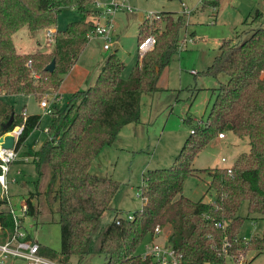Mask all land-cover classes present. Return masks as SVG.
I'll return each mask as SVG.
<instances>
[{
	"label": "trees",
	"instance_id": "trees-1",
	"mask_svg": "<svg viewBox=\"0 0 264 264\" xmlns=\"http://www.w3.org/2000/svg\"><path fill=\"white\" fill-rule=\"evenodd\" d=\"M72 0H0V136L22 122L15 150L39 126V114L16 113L8 98L14 95L43 94L57 90L95 28L85 20L91 0H76L80 19L69 22L54 33L48 52L19 53L12 35L26 26L31 33L56 24L63 6ZM202 7H217L216 0H202ZM95 12L94 10H92ZM151 24L141 22L137 43L154 34V47L147 51L122 77L124 62L114 53L104 60L95 82L74 91L62 109L53 105L47 139L35 150L22 153L30 157L36 174L49 166L45 203L58 215L60 247L55 250L38 243V253L68 264L72 256L83 259L90 254L104 255V264H151L141 258L138 248L151 236L155 226L166 230V238L185 264H224L249 250L264 251V231L260 236L242 239L239 230L245 220L238 212L246 202L247 212L264 217V25L252 29L239 42L224 39L204 74L217 78L214 99L204 120L192 126L182 147L168 167L149 169L140 193L146 201L133 211L117 209L113 200L121 189L110 176L89 171L92 160L119 131L140 119L141 97L158 89L162 70L179 46V32L186 16L161 11ZM254 10L251 21H260ZM163 21V28L153 27ZM260 23V22H259ZM154 32V33H153ZM54 60V69L44 68ZM12 117L10 123L9 120ZM190 129V130H191ZM228 130L247 137L250 148L240 153L230 167L201 169L207 173V191L213 198L193 200L183 194L188 176L196 175L193 166L198 152L218 133ZM38 179L34 186L37 188ZM40 192L24 197L28 215L40 214ZM33 199H35L33 202ZM0 205L5 201L0 199ZM131 213L128 219L126 214ZM118 221V222H117ZM220 222L224 228L216 226ZM1 240L12 232L11 215L0 210ZM167 228V229H166ZM27 239H34L27 235ZM35 241V240H34Z\"/></svg>",
	"mask_w": 264,
	"mask_h": 264
},
{
	"label": "rangeland",
	"instance_id": "rangeland-1",
	"mask_svg": "<svg viewBox=\"0 0 264 264\" xmlns=\"http://www.w3.org/2000/svg\"><path fill=\"white\" fill-rule=\"evenodd\" d=\"M118 1H124V5L131 7V10L119 8L111 16L110 49L103 48L104 41L100 36L89 34L86 47L81 49L74 62L76 65L65 74L61 84V98L55 102L57 108L65 107L74 91L83 89L82 86L87 85L91 79L92 82L95 81L97 69L99 71L110 53H114L124 62L125 68L121 75L123 78L128 76L138 58L141 59L137 52L139 25L144 21L145 27H151L153 20L157 18L152 15L153 19L152 16L146 19L149 13L157 15L161 11H169L181 14V3L191 9L179 32V44L185 35L192 41L184 42L181 44L182 48L180 50L177 48L172 54L170 62L160 73L158 89L142 95L139 121L124 126L112 144L105 145L90 164V172L100 176H110L120 183L121 189L112 204L126 212L141 206V200L136 193L139 192L140 185L145 182L146 172L149 169L171 165L184 140L190 134L192 126L206 118L214 99L213 88L217 87L219 81H225L226 77L221 74L214 78L204 74L203 71L211 64L219 44L224 39L231 38L239 42L246 39L252 29L257 28L259 24L264 25V0H216L218 6L215 8L212 5L202 7L201 0ZM75 2L76 0H72L70 4L61 8L56 17V24L50 25L51 27L38 29L33 33L26 26L17 30L13 36L17 51L19 53L50 51L53 44L47 45L43 40L46 38L44 31L46 28L54 30L55 25L62 30L69 22L80 19ZM87 7L91 10L85 13V20H92L95 24L97 21L101 23L98 14L92 11L93 0ZM256 9L261 13L260 23L251 21ZM140 12L143 15L142 21L139 20ZM154 28L162 29L163 21L159 20ZM51 93L59 96L58 89H51L36 97L32 94L15 95L7 99L14 106L16 113H20L25 103L26 112L41 116L39 126L29 134L18 150L17 157L10 164L12 180L9 183V192L16 206L30 192L35 190L40 192L38 195L40 204L37 207L41 213L34 217L27 216L24 228L27 235L36 242L58 250L60 247L58 215L54 207L52 210L47 207L45 197L41 194L45 191L49 180L50 168L44 165L38 179L31 158L22 153L27 149H38L47 139L46 130L51 113H46L39 102L44 98V94ZM21 124L22 122L17 123L12 130ZM223 133L226 135L225 139L214 142L215 137L198 152L193 162L197 174L187 177L183 187L185 196L193 200L200 197L209 200L211 191L206 192L208 176L206 172L200 170L230 167L240 153L249 151L247 137H237L228 130ZM37 179V188H35L34 182ZM246 206V202L241 204L238 212L245 217L239 236L250 239L263 233L264 217L256 213H248ZM166 234L164 230L157 238V242L165 243ZM142 249L143 245L138 248V252ZM10 261L7 260L6 263ZM11 262L26 264V261L20 258ZM68 264H104V255L90 254L83 259L72 256ZM224 264H264V251L249 250L244 257L237 260L226 256Z\"/></svg>",
	"mask_w": 264,
	"mask_h": 264
},
{
	"label": "built area",
	"instance_id": "built-area-1",
	"mask_svg": "<svg viewBox=\"0 0 264 264\" xmlns=\"http://www.w3.org/2000/svg\"><path fill=\"white\" fill-rule=\"evenodd\" d=\"M202 1V0H201ZM94 11L98 14V18L102 20L96 22L95 28L93 30V35L100 36L104 43V49H110V18L114 15L119 8H126L131 10V7L124 5V1L118 0H93ZM182 10L181 14L188 17L191 13V9L181 3ZM158 17V15L149 13L146 19L151 18V16ZM153 19V16H152ZM54 33L55 31L46 28L44 31L45 42L47 45H52L54 43ZM156 38L154 34H148L143 39L137 43V52L138 56L142 57L147 51H150L155 44ZM186 41H192L190 38H187L186 35L184 39L180 42L178 49L180 50ZM3 92L0 87V95ZM60 98L58 94H44V98L39 102L40 107L46 111V113L52 112V107L55 102ZM24 114L25 110L23 111ZM23 125L21 124L17 128L11 130V133L14 135L15 142L17 137L22 130ZM193 132V129L190 130ZM224 133H218V137H223ZM16 144V143H15ZM18 152L15 150V145L10 148H4L0 146V199L5 201L6 210L11 215V226L12 232L7 234V236L0 241V264H7V260H15L16 258L23 259L26 261V264H59L55 260L49 259L38 253V242L31 241L27 239V232L24 228L25 221L28 215V207L25 200H21L19 205H15L12 196L9 192V183L12 178H10V164L17 157ZM224 160V158H222ZM14 179V178H13ZM141 200V205L145 203L146 199L139 192L136 193ZM128 219L132 218V214H126ZM118 222V221H117ZM217 227L224 228V225L220 222L216 223ZM1 230V225H0ZM163 231L157 225L155 226L153 233L149 238L143 243V249L139 253L141 258H149L151 264H185L181 256L178 255L171 243L166 240L165 243L157 242V238L161 235ZM167 239V238H166ZM245 239V238H242ZM221 264V263H214Z\"/></svg>",
	"mask_w": 264,
	"mask_h": 264
},
{
	"label": "crops",
	"instance_id": "crops-1",
	"mask_svg": "<svg viewBox=\"0 0 264 264\" xmlns=\"http://www.w3.org/2000/svg\"><path fill=\"white\" fill-rule=\"evenodd\" d=\"M90 10H91V9H90ZM86 20H87V19H86ZM50 27H51V26H50ZM57 29H58V28H57L56 25H55L54 31H56ZM41 30H42V29H41ZM58 30H59V29H58ZM16 32H17V31H16ZM16 32H15V33H16ZM15 33L12 35V40H13V36L15 35ZM43 40H45V39H43ZM13 43H14L15 48H17L16 45H15V42H14V41H13ZM38 43H39V42H38ZM84 47H86V44L83 46V48H84ZM16 50H17V49H16ZM139 61H140V60H139V58H138V60H137L136 63H138ZM103 62H104V61H103ZM136 63H135V64H136ZM102 64H103V63H102ZM75 65H76V64L74 63V64L72 65L71 69H72ZM101 66H102V65H101ZM100 68H101V67H100ZM71 69H70V70H71ZM70 70H69V71H70ZM99 70H100V69H99ZM98 72H99V71H98V69H97V75H98ZM97 75H95V76H97ZM65 76H66V75L63 76L62 81H61V83H60V86H59V88H58V93H59L60 98H61V95H60L61 84L63 83V80H64V77H65ZM96 78H97V77H96ZM95 80H96V79H95ZM94 82H95V81L93 80V82H92V79H91V80L89 81V83H87V85L82 86L83 89H84V88H87V87H89V86H91ZM79 88H81V87H79ZM14 96H15V95H14ZM16 96H20V95H16ZM23 105L25 106V109H24V110H25V113H26V114H30V113L26 112V104L24 103ZM55 105H56V104H55ZM125 126H127V125H125ZM1 137H2V136H1ZM225 137H226L225 134H224L223 137H218V136H217L213 141L215 142V141L223 140V139H225ZM0 144H1V143H0ZM89 169H90V168H89ZM10 171H11V170H10ZM21 185H22V183H21ZM209 198L211 199V198H213V196H211V197H209ZM210 199H209V200H210ZM4 207H5V208H4ZM116 208H117V209H120V208H118L117 206H116ZM2 209H6V206H5V205H0V210H2ZM11 261H12V260H11ZM11 261H10V263H8V264H12Z\"/></svg>",
	"mask_w": 264,
	"mask_h": 264
},
{
	"label": "water",
	"instance_id": "water-1",
	"mask_svg": "<svg viewBox=\"0 0 264 264\" xmlns=\"http://www.w3.org/2000/svg\"><path fill=\"white\" fill-rule=\"evenodd\" d=\"M139 20H143V15L142 13L140 12L139 13ZM54 60H51V62L49 64H47L45 66V70L46 71H52L54 69ZM12 121V117L10 118L9 122L10 123ZM4 136L2 138V142L0 144L1 147H4V148H10V147H13L15 145V139H14V135L12 133H3Z\"/></svg>",
	"mask_w": 264,
	"mask_h": 264
},
{
	"label": "bare ground",
	"instance_id": "bare-ground-1",
	"mask_svg": "<svg viewBox=\"0 0 264 264\" xmlns=\"http://www.w3.org/2000/svg\"><path fill=\"white\" fill-rule=\"evenodd\" d=\"M4 136V135H3ZM3 136L2 137H0V143L2 142V138H3Z\"/></svg>",
	"mask_w": 264,
	"mask_h": 264
}]
</instances>
